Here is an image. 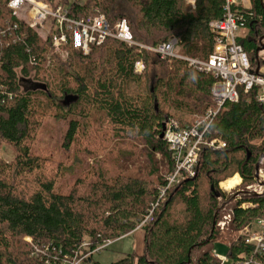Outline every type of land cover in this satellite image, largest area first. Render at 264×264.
Here are the masks:
<instances>
[{"label": "trees", "instance_id": "trees-1", "mask_svg": "<svg viewBox=\"0 0 264 264\" xmlns=\"http://www.w3.org/2000/svg\"><path fill=\"white\" fill-rule=\"evenodd\" d=\"M8 3L0 0V148L10 144L16 155L10 162L0 155V264H45L32 256L33 246L25 237L71 252L85 240L95 247L136 228L173 169L160 133L169 121L190 125L216 106L211 88L218 79L183 59L162 60L111 37L88 54L69 44L56 50L52 32L31 28L12 14ZM224 3L196 0L192 8L186 0H73L68 12L77 19L103 12L111 24L124 18L136 41L149 46L175 37L183 55L206 60L215 42L210 22L224 17ZM251 4L238 7L243 34L237 42L248 55L250 69L262 75L264 1ZM137 60L146 65L142 73L134 71ZM31 76L36 86L24 90L22 83ZM240 89L239 99L226 102L211 126L209 138L219 139L224 147L201 149L196 175L171 186L153 219L143 225L142 253L132 251L111 264H219L217 241L229 243L227 256L233 259L250 250L238 239L239 231L264 217V194L243 193L230 209L227 230L216 226L226 209L218 198L227 197L219 183L236 174L243 185L253 183L264 154L261 89ZM52 113L75 116L69 120L67 146L82 125L78 118L88 119L95 137L141 145L148 175L155 180L128 174L105 178L91 169L61 188L63 164L32 152L42 119ZM98 124L105 130L97 131ZM157 154L166 166L164 175L159 174ZM92 264L102 263L92 259Z\"/></svg>", "mask_w": 264, "mask_h": 264}, {"label": "built area", "instance_id": "built-area-1", "mask_svg": "<svg viewBox=\"0 0 264 264\" xmlns=\"http://www.w3.org/2000/svg\"><path fill=\"white\" fill-rule=\"evenodd\" d=\"M189 1L196 8V0ZM224 1V17L210 22L215 42L212 53L205 60L183 55L178 49L179 40L175 37L149 46L136 41L124 18L111 24L104 13L98 12L77 19L70 16L69 3L62 4L55 0H9L8 7L18 19L25 20L31 28L38 29L43 34L53 33L56 50L62 51L63 47L69 44L74 49L88 53L94 45H101L111 37L122 40L129 46H137L139 50L152 51L162 60L183 59L190 66L209 72L218 79L211 88L216 106H210L203 116L190 125L179 126L177 122H167L163 138L174 161L173 169L165 175L166 184L159 187L160 192L156 202L152 203L148 214L139 220L136 228H143L144 224L153 219L152 213L155 207L165 198L171 186L196 175L199 153L204 146L214 149L224 147V142L209 138L211 126L215 115L226 102H236L239 99L240 88L248 93L252 87L258 86L261 89L258 100L264 104V75L250 69L248 55L237 42L240 29L238 7L242 6L241 0ZM145 68L143 60L136 61L135 73H142ZM258 171V177H255L256 182L248 185L242 192L249 195L264 194V173L260 168ZM242 206L253 205L242 203ZM231 219V212H228L217 221L216 226L225 231ZM125 236L126 234L123 233L116 238L106 239L95 247H92L90 240H85L71 252H66L53 243L37 245L33 239L28 238V240L33 246L32 256L44 261L45 264H92L94 255L101 253ZM238 239L250 246V250L242 253L240 258L233 259L230 264H261L260 258L264 253V217L257 218L252 223L241 227ZM214 254L220 259L219 264L229 262L230 258L219 256L215 252Z\"/></svg>", "mask_w": 264, "mask_h": 264}, {"label": "rangeland", "instance_id": "rangeland-1", "mask_svg": "<svg viewBox=\"0 0 264 264\" xmlns=\"http://www.w3.org/2000/svg\"><path fill=\"white\" fill-rule=\"evenodd\" d=\"M55 1L61 2L62 0ZM77 1L81 4H84L87 0ZM241 1L243 2V0ZM68 2L71 3L73 2V0H68ZM61 3L64 4L63 2ZM186 6L194 8L189 0H186ZM242 32V29L238 31L239 34H243ZM178 49H180L182 52L181 46H179ZM262 51L263 49L261 50V52ZM261 52L260 56L263 57V54ZM61 55L65 56L66 54ZM35 82L36 80L33 79L32 76L28 77L27 79H25V82L22 83L23 89L26 90L35 88ZM73 117L75 116L72 114H69L65 117H59L56 114L54 115V113L46 115L45 118H43L41 121V126L38 128L36 136L34 138V142L32 144V152L34 154H38L41 156L45 155L53 159L54 161H60L65 167V170L62 171V177L59 180V185L61 186V188L67 189V185L72 184V182L75 181L76 178L81 177L85 174V172H88L91 169L97 172L100 171L104 174L103 176L105 178H113L118 174L127 176L128 174L155 180L156 176L148 175V169L146 168L147 163H145L144 156L141 155V145L136 146L128 143L125 144L119 141L116 137H112L109 139H107L108 136L103 135L95 137V130H93L90 123H88L87 118H78L81 121L82 125L75 139L70 143L69 146H67L65 136L69 128V120ZM96 128L99 132L105 130V128H102V126H100L99 124ZM128 152L132 153L133 156L127 157V155L129 154L126 153ZM15 153V149L10 144L4 143L0 148L1 157L8 162L15 158ZM157 160L159 163V174L164 175L166 173V166L161 162L159 154H157ZM262 163H264V161ZM260 169L264 173V168L260 167ZM240 181V184L237 188H234L237 185L231 187L233 189H224L223 187H221V183L225 181L219 183V187L227 196L225 200L226 202L221 198H218V201H220L221 205L224 204L226 208L224 210L225 215L230 212L233 204L240 199L243 193H245L242 192V190H246L248 185H252L256 182V180H254L251 184L243 185L242 177ZM230 199H232L233 203L229 201ZM234 236L235 235H233L232 238H235ZM25 241L31 244L26 237ZM215 243L216 244L214 247V252L219 256H226L230 258L229 262L226 263L230 264L233 261V258L227 256L229 243H225L222 241H217ZM119 246H125V249L131 251L133 249L132 236L117 240L112 246L107 247L101 253L94 255L93 261H98L102 264L110 263V261L116 259L117 255L121 253V251L118 249Z\"/></svg>", "mask_w": 264, "mask_h": 264}, {"label": "crops", "instance_id": "crops-1", "mask_svg": "<svg viewBox=\"0 0 264 264\" xmlns=\"http://www.w3.org/2000/svg\"><path fill=\"white\" fill-rule=\"evenodd\" d=\"M241 5L245 8H250L252 7V4H251V0H243V2L241 1ZM263 54V58H264V49L263 51L261 52ZM260 73L264 75V66H262L260 68ZM264 161V159H263ZM239 175V174H238ZM144 235H145V232L143 229L141 228H134L133 230L130 231V233L126 234L125 237L121 238V239H124V238H128L130 236H132V247L133 249L131 251L125 249V246H119V250L121 251V253L119 255H117V258L110 261V263L108 264H111L113 261H116L118 258L124 256L125 254H128V253H131L132 251H136L137 253H142L143 249H144ZM121 239H118V240H121ZM112 246V245H111ZM124 253V255H123Z\"/></svg>", "mask_w": 264, "mask_h": 264}, {"label": "bare ground", "instance_id": "bare-ground-1", "mask_svg": "<svg viewBox=\"0 0 264 264\" xmlns=\"http://www.w3.org/2000/svg\"><path fill=\"white\" fill-rule=\"evenodd\" d=\"M241 177L240 175H236L232 178H229L227 180H225V182H222L221 183V187H223L224 189H229L235 185H238L239 184V181H240Z\"/></svg>", "mask_w": 264, "mask_h": 264}, {"label": "water", "instance_id": "water-1", "mask_svg": "<svg viewBox=\"0 0 264 264\" xmlns=\"http://www.w3.org/2000/svg\"><path fill=\"white\" fill-rule=\"evenodd\" d=\"M263 49H264V46H263ZM164 130H165V126H164V128H163V131L160 133L161 134V138H163L164 137ZM262 158L260 159V161L256 164V174H255V177H258V175H259V168H260V164L262 163V161H263V159H264V154L261 156ZM215 224V223H214Z\"/></svg>", "mask_w": 264, "mask_h": 264}]
</instances>
